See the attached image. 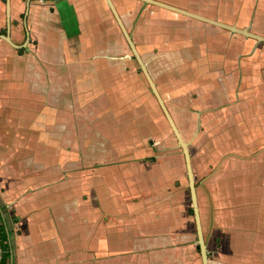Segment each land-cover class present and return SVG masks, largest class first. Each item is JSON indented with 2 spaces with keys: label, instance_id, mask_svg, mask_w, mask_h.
Segmentation results:
<instances>
[{
  "label": "crops",
  "instance_id": "0c3cea01",
  "mask_svg": "<svg viewBox=\"0 0 264 264\" xmlns=\"http://www.w3.org/2000/svg\"><path fill=\"white\" fill-rule=\"evenodd\" d=\"M112 1L190 138L209 264H264V42ZM160 1L264 35V0ZM21 2L10 0L9 30L23 46L0 38V196L20 230L8 264H176L191 226L184 153L145 75L130 69L107 0H30L26 20ZM214 120L228 150L203 174L190 146ZM198 174L216 178L208 208Z\"/></svg>",
  "mask_w": 264,
  "mask_h": 264
},
{
  "label": "rangeland",
  "instance_id": "374dc122",
  "mask_svg": "<svg viewBox=\"0 0 264 264\" xmlns=\"http://www.w3.org/2000/svg\"><path fill=\"white\" fill-rule=\"evenodd\" d=\"M15 5H16L15 13H18L19 14V18L21 20H23L24 12L26 11V7H27V0H23V2L16 3ZM11 9H12V6H11ZM128 55H129V58L134 59V62L136 61L135 62V67H130V69L133 68L135 73L137 72V73L141 74L142 76H144V74H143V72H142L137 60L134 58V55H133V52H132L131 49L129 50ZM144 79H145L146 86H147V94H149V95L152 94L154 96L156 102L159 104L156 96L154 95V93L152 92V90H151V88L149 86V83L147 82L146 78H144ZM216 123H217V121H215V120L214 121H209L208 124L206 125V127H210V128L206 129V131L202 127L204 132L203 133L200 132L201 136H200L199 140L194 142V144H192L190 146L191 150L193 152V155L195 156V161H197V164H198V162H200L199 164H202V166L204 167L203 171H200L203 174L207 170H209L208 167H207V161H208V159L210 157L217 158L218 154L220 152L228 150L227 146L221 145V141L224 138L221 137L220 133H223V132L222 131L220 132V130L218 129L219 125H216ZM172 132H173V130H172ZM225 138H230V136H227ZM187 140H190V138H188ZM225 142L227 144L230 143L227 140H225ZM143 144L144 145L145 144H149V141L144 142ZM201 149H203L206 154H204V151H203V153L200 152L199 150H201ZM179 150L183 153L181 147H179ZM217 167H219V164L217 165ZM186 178H188L187 174H186ZM198 179H199V183L201 184V187H200V190H199V198H200L202 204L206 208H208L210 206L211 202H212L211 195H210V191H211L210 188H211L212 184L215 182L216 178H214V176L210 175V178H209L208 182L206 183V180H203L202 178H200V175L198 174ZM209 186H210V188H209ZM215 186H212V187H215ZM0 201L7 206V217H8L9 226H10L11 231H12V233H11V236H12V239H13L12 245L14 246V245H16V241H15L16 236L20 233V230L16 229L18 227L17 226V221L18 220L17 221L13 220L12 214L14 215L15 211H14V209H12L10 211L9 206L7 205V203L4 202V200H2L1 196H0ZM185 205L189 209V213H190L189 215L191 216L190 217L191 218L190 219L191 220V226H190V228L188 230L181 229V230H185V231H188V232L185 235L182 234L183 235V239L181 237L178 240L180 242L184 241L185 243H186L187 240H192L193 242H187L186 244L185 243H182V244L181 243H176L175 244V246H177V251L179 253V255H178L179 256V260L175 261V263L176 264H201L202 259H201V255H200V250H198V248H197V246H198V244H197L198 236H197V232H196L195 218H194V214H193L192 201H191V198H190L189 186L188 185H187V195L185 197ZM210 227L212 228L211 225H210ZM189 230H190V232H189ZM210 232H211V230H210ZM188 235H190V236H188ZM191 253H193V254H191ZM173 258H175V256Z\"/></svg>",
  "mask_w": 264,
  "mask_h": 264
},
{
  "label": "water",
  "instance_id": "95a60500",
  "mask_svg": "<svg viewBox=\"0 0 264 264\" xmlns=\"http://www.w3.org/2000/svg\"><path fill=\"white\" fill-rule=\"evenodd\" d=\"M145 2L148 3H152V4H156L168 9H172L175 11H178L180 13L183 14H187L196 18H199L200 20H203L205 22H209V23H213V24H217L219 26H222L224 28H227L233 32H238L241 34H244L246 36L252 37L258 41L264 42V35L255 33L250 31L248 28L246 27H238L234 24H227L224 22H220L218 20H215L213 18H208L205 16H202L200 14H196L194 12L188 11L184 8H180L178 6L175 5H171L168 4L166 2L160 1V0H143ZM6 2V15H7V20H8V30L6 31V33H0V38L5 39L7 42H9L10 44H12L15 48H21L23 46V44H17L15 43L10 35V30H9V24H10V15H11V3L10 0H5ZM116 21L118 22L126 40L128 41V44L130 45V48L133 52L134 57L136 58V60L138 61L140 68L142 70V72L144 73L153 93L155 94L176 138L178 141L179 146L182 148V151L184 153V157H185V163H186V171L188 174V180H189V186H190V192H191V200H192V207H193V214H194V218H195V224H196V232H197V236H198V240H197V244L198 247L200 249V255H201V259H202V264H209L208 261V248L205 242V238H204V234H203V226H202V221H201V215H200V210H199V203H198V195H197V190H196V181H195V176H194V171H193V166H192V160H191V152H190V148H189V142L187 140L184 139V137L182 136L178 126L176 125V122L174 120V118L172 117L170 111L168 110L164 99L162 98L154 80L152 79V76L150 75L133 39L131 34L129 33V31L127 30L119 12L117 11L114 3L112 0H107ZM30 4V0H27V7H26V11H25V15H24V19L26 20V16L28 13V7Z\"/></svg>",
  "mask_w": 264,
  "mask_h": 264
},
{
  "label": "trees",
  "instance_id": "16d2710c",
  "mask_svg": "<svg viewBox=\"0 0 264 264\" xmlns=\"http://www.w3.org/2000/svg\"><path fill=\"white\" fill-rule=\"evenodd\" d=\"M12 218L13 220H18V216L15 214H12ZM11 233L12 231L7 217V206L0 201V264H8V260L12 256L13 245ZM197 248L200 250L198 246Z\"/></svg>",
  "mask_w": 264,
  "mask_h": 264
}]
</instances>
